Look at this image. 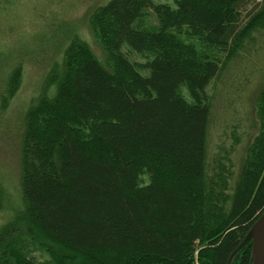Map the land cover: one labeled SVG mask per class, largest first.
Masks as SVG:
<instances>
[{
    "label": "trees",
    "instance_id": "obj_1",
    "mask_svg": "<svg viewBox=\"0 0 264 264\" xmlns=\"http://www.w3.org/2000/svg\"><path fill=\"white\" fill-rule=\"evenodd\" d=\"M88 27L105 64L71 36L23 116L0 264H226L264 212V84L212 147L207 88L234 91L224 80L264 57V0H109ZM3 67L2 114L23 78ZM230 264H251V242Z\"/></svg>",
    "mask_w": 264,
    "mask_h": 264
},
{
    "label": "rangeland",
    "instance_id": "obj_2",
    "mask_svg": "<svg viewBox=\"0 0 264 264\" xmlns=\"http://www.w3.org/2000/svg\"><path fill=\"white\" fill-rule=\"evenodd\" d=\"M108 1L18 0L9 10V14L7 12L0 17V93L4 80L3 66L10 67L19 62L23 68L20 89L7 111L3 114L0 112V187L4 190L0 226L22 213L18 180L19 133L28 103L34 99L36 88L48 65L52 60L59 58L71 36L78 35L86 41L99 61L105 64V57L88 27V18L94 9ZM151 1L173 7L175 0ZM150 21L149 18L147 22ZM123 50L126 51L125 48ZM128 57L133 62H143V58L135 54H128ZM239 67L240 73L224 80L225 87L232 82L235 84L234 91L231 89L228 93L222 90V83H217L216 80L207 88L212 111L209 131L211 147L217 136L213 134L222 118L227 119L232 113L227 119L229 121L234 118V110H237L240 113L238 117L242 119L248 109L249 112L252 110L253 97L257 96L261 85L264 84V57L255 55L246 63H240ZM236 87L242 88V91L237 92L241 93V99H237L239 102L236 101L231 106L233 96L237 97ZM182 94L186 97L185 89ZM34 254L37 260L43 259L40 252Z\"/></svg>",
    "mask_w": 264,
    "mask_h": 264
},
{
    "label": "water",
    "instance_id": "obj_3",
    "mask_svg": "<svg viewBox=\"0 0 264 264\" xmlns=\"http://www.w3.org/2000/svg\"><path fill=\"white\" fill-rule=\"evenodd\" d=\"M251 242V264H264V212L249 229L243 241L232 252L226 264H230L235 254Z\"/></svg>",
    "mask_w": 264,
    "mask_h": 264
}]
</instances>
